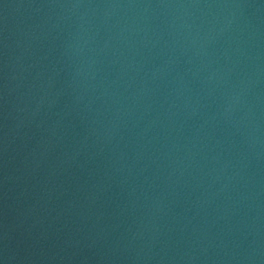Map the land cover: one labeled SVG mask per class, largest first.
I'll use <instances>...</instances> for the list:
<instances>
[{
	"label": "water",
	"instance_id": "1",
	"mask_svg": "<svg viewBox=\"0 0 264 264\" xmlns=\"http://www.w3.org/2000/svg\"><path fill=\"white\" fill-rule=\"evenodd\" d=\"M0 264H264V0H0Z\"/></svg>",
	"mask_w": 264,
	"mask_h": 264
}]
</instances>
